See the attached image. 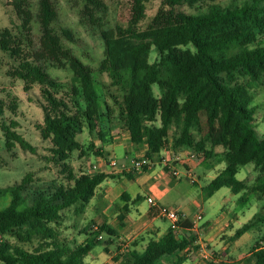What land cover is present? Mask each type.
Returning a JSON list of instances; mask_svg holds the SVG:
<instances>
[{
  "label": "trees",
  "instance_id": "obj_1",
  "mask_svg": "<svg viewBox=\"0 0 264 264\" xmlns=\"http://www.w3.org/2000/svg\"><path fill=\"white\" fill-rule=\"evenodd\" d=\"M82 1L81 12L90 20L105 8L103 0ZM216 1L161 0L150 23L140 29L146 0H133L127 25L101 32L104 58L99 72L122 91L119 102L105 85L108 99H103L104 113L92 69L62 46L52 26L58 17L53 1L39 0L34 17L28 0H13L11 5L20 21L18 31L8 27L0 30V50L14 63L5 74L22 81L25 92L39 88L43 123L37 129L41 139L51 143L45 160L47 169H57V178L35 186L32 172H28L14 184L0 187V200L10 195L9 204L0 209V264H86L85 256L100 241L98 234L92 232V239L84 244L67 239L62 229L65 213L83 214L105 179L133 178L136 174L89 173L74 167L75 160L102 155L94 142L84 147L77 136L84 128L92 134L103 114L107 120L116 117L122 121L130 143L145 145L144 156L151 160L166 147L188 149L202 161L213 158L215 149L221 148L225 166L205 187L206 196L227 187L234 194L257 193L263 202L261 211L235 231L233 241L256 224H264V174L252 184L236 177L243 166L264 165V137L254 122L256 106L250 94L251 85L264 87V44L258 40L264 34V0L232 1L222 9L214 5ZM199 2L211 4L205 12L181 10ZM34 18L41 32L37 44L31 38ZM61 32L72 40L67 29ZM152 50L158 56L150 62ZM46 62L59 68L68 66L72 80L52 78L42 66ZM17 111V98L9 93L0 98L4 148L11 153L18 146L34 154L36 148L18 132L19 123L13 118ZM7 112L11 117L4 116ZM203 121L206 132L196 137ZM173 126L176 131L169 140ZM96 135L103 140L102 130ZM75 152L78 156L73 160ZM20 220L26 222L25 231L14 229ZM98 226V233L112 235L105 223ZM180 227L188 229L190 225L182 221ZM195 237H179L169 227L160 238L150 239L143 250L131 248L122 253L120 264H182L186 257L179 253L189 249ZM250 257L252 264H264V249L257 244Z\"/></svg>",
  "mask_w": 264,
  "mask_h": 264
},
{
  "label": "rangeland",
  "instance_id": "obj_2",
  "mask_svg": "<svg viewBox=\"0 0 264 264\" xmlns=\"http://www.w3.org/2000/svg\"><path fill=\"white\" fill-rule=\"evenodd\" d=\"M28 1L30 2V9L35 17L38 12L39 0ZM52 1L56 5L58 11L57 20L53 22L52 26L59 34L62 46L65 49L70 50L75 57L80 59L85 65L92 69L93 78L96 82V90L101 98V110L103 112L105 111L103 99H108L107 95H105V85L116 96L117 100L122 102L121 89L119 87L112 86L108 76L105 73L99 72L100 63L104 58V42L101 37V32L109 28H113L116 25L125 27L131 18V5L133 0H103L105 8L100 9V11H96V17L94 20H90L82 14L81 10L84 5L82 0ZM232 1L238 0H218L214 3V5L222 9ZM12 2L13 0H0V30L8 27L12 28L14 33H17L20 21L15 15L11 5ZM160 3L161 0H146V2H144L145 17L139 23L140 29L147 27L159 9ZM210 4V2H199L194 7L184 5L181 7V10L186 13L205 12ZM31 27V38L34 43L37 44L41 32L36 18H34L31 23ZM62 29H67L72 34V40H68L62 35ZM258 40L264 44V34L260 35ZM157 56L156 52L152 50L149 56V61L153 62ZM13 64V61L8 57V55L0 50V98H6L7 93L17 98L18 111L17 115L13 118L19 123L18 132L36 148V153L33 154L29 151H23L18 146L11 153H8L4 148V139L2 132L0 131V187H8L14 184L15 182L21 180L28 172H32L35 183L34 185L36 186L39 183L56 179L57 169L53 166L51 169H47L49 166L45 157L50 155L48 149L51 143L49 140H42L37 129V127L43 123V112L38 104L41 100L39 88L34 86L32 90L25 92L23 90L22 81L8 77L5 72L10 69ZM42 66L52 78L58 81L66 82L72 80L73 74L68 66L59 68L51 62L42 63ZM238 81L246 83L247 79L238 78ZM155 92L156 95H158L156 86ZM250 94L254 97L252 105L256 106L254 122L257 125L259 134L264 137V87L251 85ZM4 116L11 117L8 112L5 113ZM103 116L104 117L97 122V128L92 134H89L86 128H84L83 133L78 134L77 140L84 144V147L92 143L93 140H97L98 143L100 142L96 135L97 131L100 130L104 133V137L106 133H109L108 131L113 129H116V132H118L114 133V139L117 137L120 139L124 137L120 136L121 132L125 131L123 122L118 121L116 117H112L111 119L108 118L107 120L106 115L103 114ZM111 116H113V114ZM200 130V132H195L196 137H200V135H203L206 132V124L204 121L201 124ZM175 131L176 129L173 126L169 132V140L172 138V135L175 134ZM125 134H127V131ZM116 143H119L120 145L113 147V149V142H111L109 138L107 141L102 143L104 150H108L109 152L113 150L115 154L113 157H115L114 159L117 162L116 168H119L122 164H126L128 166L132 165L138 154L137 149L132 148L130 144H124L122 139L121 141H116ZM206 148L209 149L208 143L206 144ZM125 151H129L127 159H125ZM221 152V148H216V155L206 161H202V157H200L201 159H191L189 161V164L191 165L190 170L179 167L178 178L169 173V175L173 177H171V179H174V187H177L175 190H172L170 197L172 200H176L175 206L179 207L178 211L181 210L185 216L191 219H195L196 215L201 214L202 220L199 222V225L206 224V235L214 237L213 240L211 239L212 241L210 243H206L205 241L206 245L202 247L204 251H200L198 249L199 246L193 242L189 249L181 254L187 255L188 258V262L183 264H252L253 259L250 255L253 252V247L257 244L260 247L264 246V224H256L240 238H237L234 241L231 239L233 235H228L234 234L238 228L247 223L255 214L261 211L263 202L258 199L257 193H245L247 194L245 195L244 192H241L239 194H234L229 188L223 187L208 198L204 192V188L222 170V167L225 166V163L222 161L220 156ZM163 155L164 153H161V157ZM77 156L78 152H75L72 156L73 160H75ZM97 159L98 156L91 154L86 157L84 161L83 159L80 161H73V165L76 170L81 167V169L86 172L94 173L97 170H100L98 167H96L97 169H94L91 165L96 163ZM155 168L157 169L158 166ZM147 170L149 169H143L140 172ZM138 173L139 172L135 175ZM263 174L264 165L255 166L253 164H248L240 169L236 177L239 180H244L252 184ZM108 181L117 191L128 189L129 184H131V182L125 179L122 182L109 179L104 181L102 184L104 185ZM9 201L10 195H6L2 198L0 200V209L5 208L9 204ZM122 202L123 200L117 199L113 201V204L111 202L110 209H106L105 207L101 208V204L99 205V198L96 196L91 199L83 214L74 216L72 212L67 211L65 213L66 219L64 226L62 227L63 231H65L63 236L69 240H74L77 243H82L84 242L86 236L80 233L83 232V228L86 225H88L87 228L91 232L92 225H100L103 222L108 224L111 223L109 224L111 226L122 225L123 221H120L117 217L119 212L122 214V209H119V207L122 206ZM92 205L94 206L92 207ZM96 206L98 207L97 210L94 208ZM166 207L173 208L171 206ZM146 208V200L140 201L136 206L138 211H144ZM101 209H103L106 213ZM134 211L135 210L133 209V212ZM227 220L230 221L232 227L227 228L225 231L227 234L224 233L219 235L222 233L221 231H218L220 225H216L215 223L222 222L224 224ZM168 222L157 220L155 223L160 225V228L163 231L167 229ZM14 229L16 231H25V220L17 222ZM182 234V232L177 233L179 237H181ZM199 234L200 228L198 232H194L197 239L200 237ZM206 235L203 233L202 237H206ZM4 238L10 239V241L14 240L13 237L9 236H5ZM104 238L107 239V235H104ZM103 248L104 244L98 243L93 247L91 253L100 251L103 256H100V258L106 259L107 254L104 252ZM203 252L209 255V259L201 257L200 254ZM112 253L115 255L120 254L119 250L118 252L116 251V248L112 250ZM89 257V254L85 256L84 262H88ZM102 264L108 263L105 261L102 262ZM116 264L119 263L116 262Z\"/></svg>",
  "mask_w": 264,
  "mask_h": 264
},
{
  "label": "crops",
  "instance_id": "obj_3",
  "mask_svg": "<svg viewBox=\"0 0 264 264\" xmlns=\"http://www.w3.org/2000/svg\"><path fill=\"white\" fill-rule=\"evenodd\" d=\"M113 130L108 131L109 133H106L104 139L100 140L99 143L97 142V140H93L94 145L101 150L102 155L98 156L96 163H94V164L90 163V164L93 166L94 169L96 167H98L100 169L97 171L104 172V173L118 174V172L120 170L118 168H115V169L111 168L109 165L110 160H115L114 159L115 157H113L115 154H114L113 150L111 152H109L108 150H104V147L102 146L103 142L107 141L109 138L111 140V142H113V145H112V149H113V147L120 145L119 143L117 144L116 141H121V139H122V142L124 144H130L132 146V148L137 149L138 154L136 156V159L141 157V156H144L147 148L145 145L133 146L129 141L128 133L125 134L126 131L121 132L120 136H124L123 138L120 139L117 137L116 139H114V137H113L114 133H118V132H116V129H113ZM114 140H115V142H114ZM128 152L129 151H125V159H127V157H128L127 156ZM183 152L189 153L191 151H188L186 149L172 150V149H170V147L169 148L166 147L163 150H161V152L158 155H154L152 157L153 162H152V166L149 168V170L144 171V172H139L133 178H127L126 176L113 178L114 181H117V182H122L124 179L131 182V184H129L128 189H122L120 191H117L116 189H114L111 186V183L109 181L104 185L102 184L104 181H107V180L112 179V178L105 179L101 184H99V186H97L98 189L97 188L95 189L94 197L98 196L99 205L101 204V208L105 207L106 209H110L111 202L113 204L114 200H117V199L123 200L122 206L119 207V209H122V214L120 212L117 214L118 219L120 221H123V223H122V225H119V226L118 225H114V226L112 225L111 226V225H109L111 223L108 224L106 222H103L112 231V235H107L106 233L104 234L105 236L107 235V237H108L107 239H105L104 235L102 234V240H100L98 242V243L104 244L103 249H104V252L107 254V258L106 259L100 258V256L103 257L101 255L100 251L95 252V253H91L93 247L95 245H97L98 244L97 243V244L92 245V248H91L90 252L88 253L90 255L89 261L85 262L86 264H102V262H105V261L108 264H116V262H118L120 264L122 261V253H125V250H129L131 248H136L137 250H143L144 247L146 246L147 242L150 239H158L166 233V231L170 227L169 222L167 219H165L164 217H161L158 214V207L166 205V206H171L176 210L179 209V207L175 206L176 200H174V199L172 200V198L170 197L172 190H175L177 187H174V184H173L174 179H171L172 176L169 175L171 169L168 166H164L162 161L158 160V159H160L161 153H164V155L166 154L165 156L168 155L167 157H172L178 153H183ZM164 155L162 156V158L164 157ZM108 158H110V159H108ZM190 160L191 159H189V158H184V160L182 162L176 163V162L172 161V166L176 169H179V167H182V168L190 170V168H191V165L189 164ZM202 164H203V162H202ZM122 165H126V164H122ZM126 166H128V165H126ZM157 166H158V168L156 169L155 167H157ZM222 169H223V167H222ZM193 182H195V181H193ZM249 184H251V183H249ZM204 192H205V188H204ZM205 194H206V192H205ZM245 195H247V194H245ZM149 198L153 199L156 206H153L148 202ZM145 200L147 203L146 210L138 211L136 209V206L138 205V203L140 201H145ZM93 206L94 205H92V207ZM115 207H117V206H115ZM94 208H95V210L98 209L97 206ZM133 209L135 210L134 212H133ZM101 210L103 211V209H101ZM180 211H179V213H180ZM103 212H105V211H103ZM181 213H182V211H181ZM181 213H180V215H183V217L185 219V220H183L185 225L186 226L190 225V221L192 219L188 218L183 213L182 214ZM157 220H160L162 222H168L167 229L162 231L160 228V225L155 223ZM215 224L220 225V228L218 231H221L222 233H220L219 235L226 233L225 231L227 230V228L232 227V225L230 224V221H228V220L225 221L224 224L222 222H217ZM205 225L206 224L199 225L200 237L198 239L195 237L196 240H194V243L197 244V246H199L198 249L200 251H204L202 249V247L204 245H206L205 241H206V243H210L214 239L213 236L206 235ZM181 231L183 234H185V236L186 235L191 236L192 234H194L193 231H189V230H187V228L186 229L181 228ZM203 233H205L206 237H202ZM80 234H84L86 236V238L84 239V242H82L83 244L87 243L93 237V234L89 229H87V231L82 232ZM228 235L231 236L233 234H228ZM261 247L264 248V246H261ZM115 248H116L117 252L119 250L120 254L115 255L114 253H112V250ZM218 248H221V247H218ZM186 250H184L183 252H185ZM183 252L179 253V255L184 256V255H181ZM202 254H200L201 257H202ZM244 256H242V257H244ZM185 257H186V260L183 263L188 262L187 255H185ZM242 257H240V258H242ZM174 258L175 257H172L170 259L169 258L164 259L163 263H167L169 261H172Z\"/></svg>",
  "mask_w": 264,
  "mask_h": 264
},
{
  "label": "built area",
  "instance_id": "obj_4",
  "mask_svg": "<svg viewBox=\"0 0 264 264\" xmlns=\"http://www.w3.org/2000/svg\"><path fill=\"white\" fill-rule=\"evenodd\" d=\"M183 154L178 153L172 157H167V156H164L163 158L160 157V160L162 161L163 165L168 166L171 169L170 173L176 178L179 177V170L172 166V161L178 163V162H182L184 160V158L194 159L196 157V155L192 152L185 153L184 155ZM152 162H153V159L151 160V159L146 158L145 156H141V157L135 159L133 161L132 165H130V166L121 165L118 169L120 171L137 173V172L142 171L143 169H147V168L149 169L152 166ZM109 165L111 168L115 169L117 167V162L115 160H110ZM148 202L151 205L156 206L153 199L149 198ZM158 214L170 222V228L173 231H175L176 234L182 232L181 227H180V223L185 219H184L183 215H180L178 210L170 208V207H166V206H160V207H158ZM201 220H202L201 214L196 215L195 219H192L190 221V227L187 230L193 231V232H198L199 231V222ZM91 230H92V232L98 234L97 238L99 240H102V233H98L99 232V226L98 225H92ZM182 235H184V234H182ZM126 251H128V250H126ZM202 257L205 259H209V255L207 253H203Z\"/></svg>",
  "mask_w": 264,
  "mask_h": 264
}]
</instances>
